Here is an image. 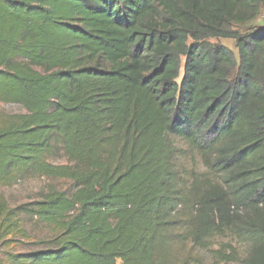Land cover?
I'll list each match as a JSON object with an SVG mask.
<instances>
[{
    "label": "trees",
    "instance_id": "16d2710c",
    "mask_svg": "<svg viewBox=\"0 0 264 264\" xmlns=\"http://www.w3.org/2000/svg\"><path fill=\"white\" fill-rule=\"evenodd\" d=\"M263 7L0 0V186L71 182L0 198V242L53 231L7 264H264Z\"/></svg>",
    "mask_w": 264,
    "mask_h": 264
},
{
    "label": "rangeland",
    "instance_id": "374dc122",
    "mask_svg": "<svg viewBox=\"0 0 264 264\" xmlns=\"http://www.w3.org/2000/svg\"><path fill=\"white\" fill-rule=\"evenodd\" d=\"M264 25V7L262 9V14L256 20L251 22L248 25L237 26L241 32H245L254 27H259ZM212 43H220L230 47L237 58L239 57L238 49L235 44L234 39L229 38H211L209 39ZM23 111L21 105L16 103H4L0 101V114L1 113H16ZM56 163H64L65 158L54 159ZM190 166V165H189ZM199 169L203 170L201 164L197 165ZM50 185H56L57 187L65 190H70L71 182L65 179H49L39 176H26L22 177L12 185L0 186V198L7 200L9 205L13 208L30 203L34 200L41 198V194L45 191ZM22 227L25 229L28 236L24 237L21 234H11L7 239H10L9 242H0V259L3 261V264L8 263L7 255L8 253H18L25 252L30 249L36 248L35 241L49 238L53 235V231L49 226H46L44 223L39 222L35 218H31L27 214H22ZM246 249L241 247L242 255L244 256ZM204 259L202 264H212L208 255L204 253ZM231 264H239L233 262Z\"/></svg>",
    "mask_w": 264,
    "mask_h": 264
}]
</instances>
